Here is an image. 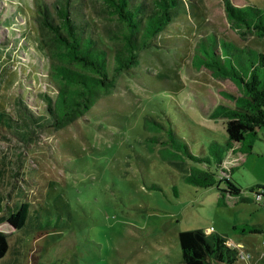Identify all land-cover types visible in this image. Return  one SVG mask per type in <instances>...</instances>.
<instances>
[{
  "label": "rangeland",
  "instance_id": "374dc122",
  "mask_svg": "<svg viewBox=\"0 0 264 264\" xmlns=\"http://www.w3.org/2000/svg\"><path fill=\"white\" fill-rule=\"evenodd\" d=\"M36 1H0V19L12 13L26 33L27 51L20 45L23 51L13 57L0 56V76L6 79L0 91L14 118L15 94L23 99L33 94L27 102L42 111L40 93L53 92L46 57L31 52L37 49L39 37L45 40L49 55L56 51L34 20ZM189 1H195V7L181 10L80 117L62 128H45L40 136H31L21 165L24 172L19 175L21 188L10 193H25L28 210L38 213L37 224L15 229L6 221L0 223L9 243L5 257L10 258L12 248L16 250L15 264H183L180 230L212 226L235 242L240 235L233 230L234 223L257 225L258 232L244 235L264 240V196H255L264 186V125L257 130L251 152L230 153L221 147L226 171L215 168L212 159L194 162L185 155L186 147L195 155H207L212 141L225 142V119L208 114L218 103L228 102L223 91L237 93L233 80L216 78L208 68L197 67L196 42L203 38L212 43L216 36L239 45L240 50L229 52L223 47V51L220 46L217 50L230 58L241 75H247L258 52L264 53V37H239L222 0ZM231 1L264 8V0ZM83 3L91 13L101 5L97 0ZM5 22L8 25L10 20ZM113 23L108 15H99L96 26ZM6 34L0 25V39ZM18 41L24 43L21 36ZM13 45L8 53L19 50ZM5 47L2 42L0 48ZM1 126L0 164L3 153L9 157L22 149ZM192 167L215 169L217 178L219 174L230 177L250 200L222 195L215 185L192 184L184 178ZM260 252L264 254V249ZM233 264L248 261L238 258Z\"/></svg>",
  "mask_w": 264,
  "mask_h": 264
},
{
  "label": "trees",
  "instance_id": "16d2710c",
  "mask_svg": "<svg viewBox=\"0 0 264 264\" xmlns=\"http://www.w3.org/2000/svg\"><path fill=\"white\" fill-rule=\"evenodd\" d=\"M97 1L101 5L92 9V13L85 9L83 0L35 2L34 20L39 29L46 31L56 49L54 56L49 55L45 40L39 37L36 41L37 49L31 50L34 55L39 56L41 52L46 57L53 87L52 93L46 89L40 93L44 102L42 111L33 109L27 102L28 96L31 98L33 94L23 99L18 93L13 98L17 112L14 118L1 92L6 86L3 82L6 79L0 76V124L6 132L17 138L18 145L22 147L20 152L11 153L9 157L3 153L0 164V223L6 221L15 229L25 228L32 223L37 224L38 220L37 211L28 210L29 202L25 193H10L13 188H21L19 175L24 172L21 165L31 136H40L41 130L45 128L58 129L74 122L101 94L114 86L115 76L127 72L137 62L139 51L150 45L152 39L163 31L181 10L188 9L189 5L195 7V1L187 3V0ZM222 4L230 26L239 37H264L263 7L252 3H248L246 7L238 6L231 0H222ZM105 14L114 19L113 25L97 27V18ZM8 19L10 23L5 25ZM14 19L12 13L0 19L1 27L7 32L6 39L5 36L4 40L0 39V44H6L4 49L0 48V56L6 58H11L23 50L27 51L24 41L26 33L23 28L20 29L19 20ZM20 36L23 44L18 41ZM13 43V47L17 48L22 45L23 50L19 48L17 51L14 48L11 54L8 53V48H11ZM218 46L223 51V47L229 52L240 50L239 45L219 40L216 36L213 37L212 43L201 38L195 45L194 61L197 67L208 68L212 76L229 78L237 85V93L223 91L228 102L218 103L208 114L209 117L219 116L225 119L227 139L222 145L212 141L207 155H195L187 147L185 155L194 162L210 163L212 159L215 168L224 171V156L221 155V150L230 153L250 152L258 136V128L264 125V53L258 52L257 61L250 65L249 73L241 75L230 62V58L225 56L223 51L220 53L217 50ZM227 60L229 65H226ZM258 68H261L260 72ZM38 73L43 78L42 73ZM42 78L40 85L43 84ZM16 163L18 166H15ZM11 164H14V168ZM184 178L200 187L215 185L222 195H236L240 200H250L239 196L241 186L235 180L223 174H219L217 178L215 169L192 167ZM7 186L10 188L6 189ZM261 189L263 197L264 186H261ZM250 190L253 188L250 187ZM233 229L239 233L256 232V225L244 223L234 225ZM177 237L183 264H233L238 259L237 249L229 243L223 233L214 230L206 232L204 228L196 227L180 230ZM8 248L7 234L0 231V260L2 264H15L5 257Z\"/></svg>",
  "mask_w": 264,
  "mask_h": 264
},
{
  "label": "crops",
  "instance_id": "0c3cea01",
  "mask_svg": "<svg viewBox=\"0 0 264 264\" xmlns=\"http://www.w3.org/2000/svg\"><path fill=\"white\" fill-rule=\"evenodd\" d=\"M252 151V150H251ZM250 151V152H251ZM230 159V158H227ZM227 195V194H225ZM239 196H242L241 193ZM264 196V195H263ZM247 198H250V196H244ZM239 198V197H238ZM234 225H238V224H233ZM258 226L256 225V228ZM234 230V229H233ZM237 231V230H236ZM238 232V231H237ZM256 232H258L256 230ZM256 232H247V233H256ZM239 233V232H238ZM235 234V233H234ZM246 233H239L238 235H240V237H235V242H232L233 240L230 239V237H227L229 239V243L234 246L237 247L239 245H242V247L248 251L250 253V256L247 258H244L243 260H247L248 264H264V254L260 251H262L264 248L262 247V240H260V238H255L253 239L250 235L246 236L244 235ZM256 240V244L254 245L253 241ZM261 244V247H260ZM244 245H249V248H245ZM258 247V248H257ZM15 253L16 250H13V248L11 249V255L10 258H8L12 263H16V257H15ZM254 258V259H253ZM5 264V263H3Z\"/></svg>",
  "mask_w": 264,
  "mask_h": 264
},
{
  "label": "built area",
  "instance_id": "2783aa9c",
  "mask_svg": "<svg viewBox=\"0 0 264 264\" xmlns=\"http://www.w3.org/2000/svg\"><path fill=\"white\" fill-rule=\"evenodd\" d=\"M255 196H256L258 199H261V198H262L261 194H259V193H256ZM261 204L264 205V201H261ZM212 230H213L212 226H210V227H208V228L205 229L206 232H210V231H212ZM262 244H264V240H262ZM235 248L237 249L238 258H240V259H244V258H247V257L250 256V253H249L248 251H246V250L242 247V245H239V246H237V247H235Z\"/></svg>",
  "mask_w": 264,
  "mask_h": 264
}]
</instances>
